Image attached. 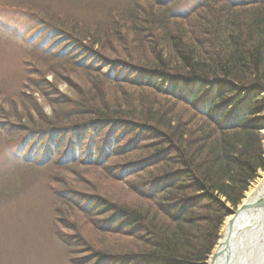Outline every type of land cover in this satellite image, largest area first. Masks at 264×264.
Listing matches in <instances>:
<instances>
[{
	"label": "trees",
	"instance_id": "trees-1",
	"mask_svg": "<svg viewBox=\"0 0 264 264\" xmlns=\"http://www.w3.org/2000/svg\"><path fill=\"white\" fill-rule=\"evenodd\" d=\"M179 3L135 0L126 8L104 7L107 13L90 24L94 29L81 34L41 15L32 35L42 34L39 47L101 80L70 84L74 102L55 94V103L65 107L59 116L57 111L49 116L46 126L0 119L13 154L29 166L103 167L142 199L130 207L120 203L124 200L56 190L84 216L105 212L96 221L100 231L125 227L150 237L149 247L118 258L100 255L99 264H200L211 227L222 225L229 204L240 202L264 168V98L241 113L232 108L238 99L224 97L220 89L234 86L231 92L238 95L242 89L264 88V0H201L187 11ZM215 81V101L198 109L205 92H193L190 99L191 86L199 82L208 90ZM114 157L118 163L112 165ZM4 181L1 186L7 188ZM60 216L66 228L76 225ZM178 225L208 226L196 238Z\"/></svg>",
	"mask_w": 264,
	"mask_h": 264
},
{
	"label": "rangeland",
	"instance_id": "rangeland-1",
	"mask_svg": "<svg viewBox=\"0 0 264 264\" xmlns=\"http://www.w3.org/2000/svg\"><path fill=\"white\" fill-rule=\"evenodd\" d=\"M134 1L0 0V119L20 125L46 126L52 122L49 116L54 117L56 111L55 116H59L65 107L55 103V94L57 97H69L74 102L77 94L70 84L82 87L90 78L101 80L95 72L86 74L70 61L52 57L45 53L44 47H39L42 34L37 33L36 39L32 35L39 27L41 15L55 23H66L72 31L81 34L87 29H94L90 24L107 13L104 7L112 10L126 8ZM179 1L182 9L187 11L201 0ZM27 11L35 12L37 17ZM48 42L51 43L50 40ZM40 81H44L46 86H41ZM218 82L215 81L208 90L200 89V83L196 82L187 96L192 99L193 92H205L200 96L197 108L206 110L219 92ZM234 88L230 85L220 87L225 91L224 97L238 99L239 102L233 103L232 108L241 113L253 109L258 97L264 98V88L242 89L237 91L238 95L231 92ZM62 118L63 115L60 116ZM261 123L264 137V112L261 113ZM10 140L0 132V264H99L96 257L100 255L118 258L122 253H133L150 246L149 242H145L150 240L148 235L131 231V228L123 227L121 232L100 231L96 221L106 216L105 212L93 217L84 216L56 195L57 189H68L79 196L95 195L103 201L113 200L116 203L124 200L120 203L137 207L134 203L142 199L132 193L128 183L114 181L108 171L98 166L75 164L57 168L53 164L47 169L31 167L24 162L23 156L13 154ZM117 161L118 158L114 157L111 164H117ZM262 171L264 168L258 170L240 202L236 206L229 204L230 214L239 210ZM2 180H5L7 188H2ZM60 215L72 219L76 224L70 225L73 229L61 224ZM225 219L222 225L211 227L207 244L198 241L203 251L200 264H208L217 244L220 246V241H223ZM206 226L178 225L180 230L196 238ZM65 236L72 237L73 241L66 243L62 238Z\"/></svg>",
	"mask_w": 264,
	"mask_h": 264
},
{
	"label": "bare ground",
	"instance_id": "bare-ground-1",
	"mask_svg": "<svg viewBox=\"0 0 264 264\" xmlns=\"http://www.w3.org/2000/svg\"><path fill=\"white\" fill-rule=\"evenodd\" d=\"M263 191L264 171L251 185L247 197L240 204L239 209L249 199L251 200L257 194L260 195ZM225 220L226 235L228 230L232 233L228 243L230 250L227 253L230 254L228 264H264V210L242 216L231 213ZM220 242L223 243V241ZM221 248L218 243L208 264H227L225 254L222 253V250H219ZM219 251L221 253L216 258V253Z\"/></svg>",
	"mask_w": 264,
	"mask_h": 264
},
{
	"label": "water",
	"instance_id": "water-1",
	"mask_svg": "<svg viewBox=\"0 0 264 264\" xmlns=\"http://www.w3.org/2000/svg\"><path fill=\"white\" fill-rule=\"evenodd\" d=\"M264 210V191L260 194V195H255L254 198H252L251 200L249 199L246 203H244V205L236 212V215H247L251 212H258ZM233 225V224H231ZM232 233L228 230L227 235L225 236V238L223 239V243H220V247H222L221 249H219L220 251L222 250V253L225 254V257L227 259V264L230 260L229 255L227 254L230 250L228 247V243L230 242ZM217 252L216 253V258L218 256L219 253L221 252Z\"/></svg>",
	"mask_w": 264,
	"mask_h": 264
}]
</instances>
